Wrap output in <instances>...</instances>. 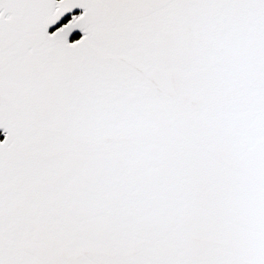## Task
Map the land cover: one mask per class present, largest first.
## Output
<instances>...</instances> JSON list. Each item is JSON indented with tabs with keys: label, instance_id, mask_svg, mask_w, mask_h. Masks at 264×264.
Masks as SVG:
<instances>
[{
	"label": "snow or ice",
	"instance_id": "obj_1",
	"mask_svg": "<svg viewBox=\"0 0 264 264\" xmlns=\"http://www.w3.org/2000/svg\"><path fill=\"white\" fill-rule=\"evenodd\" d=\"M0 264H264V0H0Z\"/></svg>",
	"mask_w": 264,
	"mask_h": 264
},
{
	"label": "water",
	"instance_id": "obj_2",
	"mask_svg": "<svg viewBox=\"0 0 264 264\" xmlns=\"http://www.w3.org/2000/svg\"><path fill=\"white\" fill-rule=\"evenodd\" d=\"M0 138H2V137H0Z\"/></svg>",
	"mask_w": 264,
	"mask_h": 264
}]
</instances>
